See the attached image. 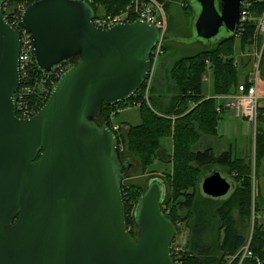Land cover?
Here are the masks:
<instances>
[{"label": "water", "instance_id": "obj_1", "mask_svg": "<svg viewBox=\"0 0 264 264\" xmlns=\"http://www.w3.org/2000/svg\"><path fill=\"white\" fill-rule=\"evenodd\" d=\"M244 0H195V38L234 36ZM0 0V264H174L177 228L161 211L165 184L149 180L126 226L121 184L134 169L121 159L117 136L96 116L103 104L126 102L148 80L159 31L143 20L100 29L84 0H37L21 22L33 40L37 70L49 75L76 64L30 119L15 115L19 36ZM234 182L219 168L199 181L212 200Z\"/></svg>", "mask_w": 264, "mask_h": 264}, {"label": "trees", "instance_id": "obj_2", "mask_svg": "<svg viewBox=\"0 0 264 264\" xmlns=\"http://www.w3.org/2000/svg\"><path fill=\"white\" fill-rule=\"evenodd\" d=\"M35 1L12 0V3L27 6ZM133 1L92 0V4H89L94 13L98 12V8H103L106 14H115ZM154 1L167 11L172 0ZM252 9L256 10L255 15L261 13L264 1L255 4ZM254 30V23H247L241 35L225 38L209 49L173 63L170 74L177 92L168 105L161 100V86L153 84L145 94V83L126 102L112 106L103 104L96 116L98 124L111 127L118 125L114 118L120 109L134 105L138 107L141 122L128 126L125 135L121 131L122 125H118V144L137 156L143 170L153 163L171 165V171L163 173L166 186L160 206L162 213L176 226V235L186 231L184 243H179L182 247L181 264H264L263 225L255 221L251 240L246 243L245 235L239 231L238 221L234 217V212H237L239 220L251 213L253 216L260 213L257 206L259 198L252 196L249 165L243 159L233 157L230 151L216 155L209 147L197 149L203 135H216L220 112L227 110L223 100H219L222 103L218 105L217 98H205L203 95L204 75L210 71L215 96L221 98L237 94L241 83L235 45L237 42L241 53L252 48ZM163 42L160 45L162 50ZM69 61L76 64V59ZM35 72L40 73L37 68ZM258 76L264 81V53ZM242 85L247 89L249 79H245ZM151 94L157 96L156 107ZM217 108L220 110L217 111ZM256 130L259 153L260 148L264 147L263 132L259 126ZM163 138L171 139L170 152L161 146ZM215 166L230 177L235 185L233 192L222 200L208 199L200 194L198 188L200 179ZM143 191L133 185H121L127 228L135 225L134 208ZM129 233L134 237L130 230ZM246 246V255L241 259Z\"/></svg>", "mask_w": 264, "mask_h": 264}, {"label": "rangeland", "instance_id": "obj_3", "mask_svg": "<svg viewBox=\"0 0 264 264\" xmlns=\"http://www.w3.org/2000/svg\"><path fill=\"white\" fill-rule=\"evenodd\" d=\"M89 3L92 4V0H90ZM157 5L161 8V10H158V14L165 22L163 35L164 50L161 48L159 49V55H157L152 65V73L150 74L149 80L146 82V89L148 93V87L152 88L153 84L156 82V87H162L161 100L168 105L170 100L177 92L170 74L172 64L183 57L191 56L202 50L213 47L216 40H220L219 38L224 37L225 35L218 36L216 40H212L210 43L195 38L193 26L198 14V6L195 0H172L166 9L167 11H165L159 4ZM96 13L99 15L106 14L103 8H98V12ZM255 13L256 10H252L253 18H257V16L262 12L256 15ZM253 37V47L246 49L243 53L239 51L238 43L236 42V63H240V70L242 64L247 65V62L249 61L248 67L250 69L249 72L251 73L249 74L248 79H251L252 75L257 72V85L259 94L263 95V92L261 91L264 81L259 79L258 72L261 56L262 53H264V39L259 37L255 30ZM210 75V71L206 72L204 75L202 93L206 97L219 99V97L215 96L212 91ZM241 75L242 72L240 73V77L242 78ZM151 95L152 103L156 107L157 96H155L156 94ZM216 101L218 105L222 103L221 101ZM259 106L264 107V99L259 100ZM229 111L222 115V119L219 121L217 126L216 135H203L200 138V143L198 144L197 149L202 150L205 147H209L216 155L221 154L224 151H230L233 157L243 159L244 162L249 165L251 171L250 179L252 196L253 198L255 197V199L257 197L259 198L257 200V206L263 212L261 214H256L255 216H253V213H251L250 216L241 218L240 220L238 219L239 216L237 212H234V217L238 221V229L244 233L245 242L247 243L251 240L253 230H255V221H257V224L260 223L263 225L264 229V147L260 148L258 153V143L256 137L257 130H254L253 126L246 120H240L239 118L232 116ZM114 122L121 123L123 126L121 127V131L122 134L125 135V129L128 126H135L141 122L140 111L138 107L134 105L120 109L118 115L114 118ZM258 126L263 132L262 137L264 140V123H259ZM117 134L120 135V131H118ZM160 144L167 151H171L170 138H163L160 141ZM120 152L122 153L121 156L128 158L129 162L134 164V169L125 176L122 184L125 183L127 186L133 185L143 191L146 189L149 180L157 177L160 178V180L166 186V179L163 173L171 171V165L165 163H153L143 170L139 160L137 159V156L130 154L126 148L122 147V145L119 147V153ZM121 156L120 158L122 159ZM213 168L217 169L218 167L215 166ZM210 170L212 169H209L207 172ZM127 230H130L135 237L136 224L129 226ZM185 238L186 231H183L181 234L176 235L172 244H183Z\"/></svg>", "mask_w": 264, "mask_h": 264}, {"label": "built area", "instance_id": "obj_4", "mask_svg": "<svg viewBox=\"0 0 264 264\" xmlns=\"http://www.w3.org/2000/svg\"><path fill=\"white\" fill-rule=\"evenodd\" d=\"M84 1L89 3L90 0ZM263 1L264 0H244L241 2L239 24L234 36L241 35L243 26L253 22L256 34L264 39V10L257 18H253L252 16V10H254L252 7ZM25 8L26 5L23 3L13 4L12 0H2V15L9 26L14 29L19 36V85L13 94V100L15 104V115L21 119L29 118L34 115L38 108L47 101L59 78L75 65V63L70 61L64 62L56 66L49 75L35 72L36 66L33 59V40L30 33L23 27L21 22V17ZM159 9L161 10L154 0H134L131 4L115 14L99 15L95 13L92 18V24L100 29H109L116 24L131 23L138 19L154 26L159 31L160 35L157 45L152 50L151 59L154 62L157 55H159L165 29V22L158 14ZM257 80V72H255L252 78L249 79L250 85L247 89L244 88L243 85H240L237 94L224 98V106L231 111L233 116L240 120H246L253 126L254 130L257 129L259 123H264V108H260L259 106V100L264 99V85L261 91L263 95H260ZM145 94H147V89ZM110 128L114 132L118 131L117 125H112ZM118 139H120L119 136ZM244 250L247 251V246ZM180 252H182V247L179 244H171L170 255L174 264H181Z\"/></svg>", "mask_w": 264, "mask_h": 264}, {"label": "crops", "instance_id": "obj_5", "mask_svg": "<svg viewBox=\"0 0 264 264\" xmlns=\"http://www.w3.org/2000/svg\"><path fill=\"white\" fill-rule=\"evenodd\" d=\"M246 65V64H245ZM248 65L249 64H247L246 66H244L243 64H242V67L240 68V70H239V77H240V73L242 72V78L240 77V85H242V83H243V81L245 80V79H248L249 78V74L251 73V72H249L250 71V69H249V67H248ZM155 84H156V82H155ZM205 96V95H204ZM162 97V96H161ZM224 97H226V96H224ZM224 97H221V98H219L218 99V101L219 100H223V102H224ZM205 98H209V97H206L205 96ZM222 102V101H221ZM260 108H264L263 106L262 107H260ZM218 109L219 108H217V111H218ZM229 110H226V109H224V110H222V112H220L221 114H220V117H221V119H222V115L224 114V113H226V112H228ZM230 113H231V111H229ZM232 114V113H231ZM232 116H233V114H232ZM220 119V120H221ZM116 123V122H115ZM119 126L121 125V123H117ZM121 127H123V126H121ZM126 128V127H125ZM213 151V150H212ZM224 152H226V151H224ZM263 211L262 210H260V213L259 214H261Z\"/></svg>", "mask_w": 264, "mask_h": 264}, {"label": "bare ground", "instance_id": "obj_6", "mask_svg": "<svg viewBox=\"0 0 264 264\" xmlns=\"http://www.w3.org/2000/svg\"><path fill=\"white\" fill-rule=\"evenodd\" d=\"M46 102V101H45ZM45 102L38 108V110L35 112V114H37L38 113V111L44 106V104H45ZM34 114V115H35ZM34 115H32L31 117H33ZM31 117H29V118H25V119H30ZM19 119H21V118H19ZM249 254V253H248ZM246 255V251L245 250H243V252H242V256H241V259L244 257Z\"/></svg>", "mask_w": 264, "mask_h": 264}]
</instances>
